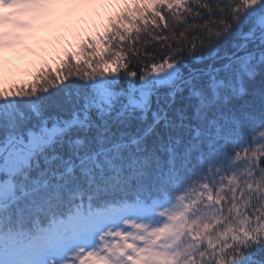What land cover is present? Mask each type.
Here are the masks:
<instances>
[{"label": "snow or ice", "instance_id": "6c2138e0", "mask_svg": "<svg viewBox=\"0 0 264 264\" xmlns=\"http://www.w3.org/2000/svg\"><path fill=\"white\" fill-rule=\"evenodd\" d=\"M0 264H264V0H0Z\"/></svg>", "mask_w": 264, "mask_h": 264}, {"label": "trees", "instance_id": "16d2710c", "mask_svg": "<svg viewBox=\"0 0 264 264\" xmlns=\"http://www.w3.org/2000/svg\"><path fill=\"white\" fill-rule=\"evenodd\" d=\"M158 10H160L162 12V14L165 17V20L168 21L169 25L171 26V24H172L171 14L166 9H164V8H160ZM148 19L149 20L152 19L151 13L148 14ZM157 21H158V18H157ZM137 26H139L141 28L144 27L143 24H141L139 22H137ZM148 28H149V30H152L154 32V34H155V30L153 29V26L151 24L148 25ZM161 30L163 31V25H161ZM178 31H179V29H177V32ZM164 34H167V32L164 31ZM131 35H132L133 39L136 38V32H135V30H133V32L131 33ZM145 39L151 40V37H148V36H146V34L144 32H141L140 33V42H141V44H143V41ZM91 51H92L91 49H87V48L85 49L84 55L81 57V63H80V65L77 66L74 63V61L70 60L69 61V65H71V69H69V67L65 66V67L59 69L60 72L63 73V74H67L69 70L76 71L78 68L83 69L84 68V63H83L84 60H88V61L92 62L93 65L95 66V63H96L97 58H95L94 56L90 55V52ZM220 54L223 55V49L221 50V53ZM129 55H130V52H129ZM106 57L108 59L111 58L110 54H106ZM134 63H135V60H133V64ZM203 66H204L203 64H196V63H191L190 64V67H192V68H200V67H203ZM89 71H90V69H89ZM183 71L185 72V75H187V69H184ZM13 82H15L17 84H21V83L22 84H29L30 83V77L24 76V75H22L21 77L14 76V77L10 78L6 82V86L8 84H10V83H13ZM37 86L39 87V85H37ZM28 90H30V89H28ZM242 102L243 101H240V103H242ZM177 106H179V103L177 104ZM259 258L260 257H258V259Z\"/></svg>", "mask_w": 264, "mask_h": 264}, {"label": "rangeland", "instance_id": "374dc122", "mask_svg": "<svg viewBox=\"0 0 264 264\" xmlns=\"http://www.w3.org/2000/svg\"><path fill=\"white\" fill-rule=\"evenodd\" d=\"M22 75H17V77H21Z\"/></svg>", "mask_w": 264, "mask_h": 264}]
</instances>
